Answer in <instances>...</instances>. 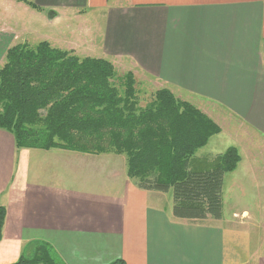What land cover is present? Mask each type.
I'll return each instance as SVG.
<instances>
[{
    "label": "crops",
    "instance_id": "1",
    "mask_svg": "<svg viewBox=\"0 0 264 264\" xmlns=\"http://www.w3.org/2000/svg\"><path fill=\"white\" fill-rule=\"evenodd\" d=\"M27 1L35 9L19 4V34L58 46L76 32L86 54L204 99L209 116L225 111L242 143L233 142L240 161L223 177L221 217L188 221L172 215V192L137 187L124 155L17 148L0 130V264L36 242L64 264H264V0Z\"/></svg>",
    "mask_w": 264,
    "mask_h": 264
},
{
    "label": "trees",
    "instance_id": "2",
    "mask_svg": "<svg viewBox=\"0 0 264 264\" xmlns=\"http://www.w3.org/2000/svg\"><path fill=\"white\" fill-rule=\"evenodd\" d=\"M134 79L131 72L119 77L102 58H79L47 42L17 44L0 67V130L17 148L124 154L137 187L172 191L174 217L219 219L223 177L236 168L237 150L191 169V157L220 128L166 88L141 107ZM5 216L0 205V239ZM12 264L64 263L51 245L36 242Z\"/></svg>",
    "mask_w": 264,
    "mask_h": 264
},
{
    "label": "rangeland",
    "instance_id": "3",
    "mask_svg": "<svg viewBox=\"0 0 264 264\" xmlns=\"http://www.w3.org/2000/svg\"><path fill=\"white\" fill-rule=\"evenodd\" d=\"M19 4H23L25 7L30 6V7L35 9V7L31 6L33 4H31L27 0H0V31H1L0 40H2V42H6V38H8V39L13 38L14 41L12 42L10 48L17 45V44H27L30 47H35L37 44H39L41 42H47V43H49V45L51 47L67 51L71 55L77 56L79 58H84V57L102 58V59H105L107 61H110L119 77L123 76L127 72H131L133 74V76L135 78L134 79L135 83L137 84L136 85L137 92H138L137 93V101L141 107L145 106L147 103H149L150 101L153 100L154 93L157 90L163 89L162 87H159L158 83L153 81L152 78H150L149 76L144 74L142 71H141V73L137 72L138 75L135 72L133 73V71H131L129 65L125 61L123 63L120 60L111 61L110 59H107V58L92 56L91 52L89 54H86V52L88 51V46H84V45L81 46L80 43L77 42L78 40H76V41L71 40L74 37H77L76 32L67 33V35L70 37L69 40H67L66 42L63 41V42L59 43L58 46L53 45L49 41H47L46 39L41 38L40 36L37 35V33L32 35V34H29V32L27 31V32H23V34H19V21H18V27H17V19L19 17L18 18L16 17V15L19 14L18 13L19 12ZM82 20H87L88 21L87 25L90 24L91 27L93 26V24L95 26L98 25V21L96 19H91V18L85 17ZM51 26H52L51 24H48V26L45 28V30L46 31H52L53 28ZM20 27H21V25H20ZM65 29L66 28L64 27V23H63L61 26L57 27L53 32L58 33V32H61ZM22 31H23V27H22ZM56 35H55V37H56ZM15 36H17L16 39H15ZM84 41H86V40H84ZM68 46H72L74 48L70 49V48H68ZM6 47L7 46L5 44H2V47H0V67L5 62V55H6L5 48ZM62 47H64V48H62ZM78 47H81V49ZM139 75L141 77L147 79V80L146 81L144 79H143V81L140 80L138 78ZM169 91L174 95V97L181 99L183 101H186L192 105H195L204 114H206V113L202 109L205 107L208 110L209 109L208 107H211V105H210L211 103L206 102L204 99L189 98V97H184V96L177 97L175 93H173L171 90H169ZM199 103L205 104V105H202V109H200L201 106L198 107ZM211 111H209V112H211V114H212L211 116L213 118L211 116H209L208 114H206V115L216 123V125L220 128V131L217 134L212 135L208 139L207 144L205 146L196 150L195 154L191 157V159L189 161L191 169H198V168L199 169H201V168L206 169L208 167L207 162L214 161L217 156H219L220 154H223L228 148H234L235 150H237L238 154L240 155L238 148L233 144V142H236V140L241 141L239 136H240V133L243 131H242V128L240 127V124L239 123L236 124L231 118H229L225 111H223L224 112L223 113L222 111L217 112L215 110V113H213L214 109H212V108H211ZM246 136L248 137V135H246ZM241 143H242V141H241ZM245 145L246 144H243V146H245ZM245 148L250 149V147H246V146H245ZM100 154H114V153L105 152V153H100ZM116 155H124V154H116ZM262 165H264V164H262ZM239 171H241L240 167L237 170V172H239ZM229 175H231V174H227V176H226V177H228V179H230ZM237 175H240V174L237 173ZM235 177H237V176H235ZM171 192L172 191L169 190V191L164 192V193H168L170 195ZM257 232L259 233V231H257ZM263 234H264V231H263Z\"/></svg>",
    "mask_w": 264,
    "mask_h": 264
}]
</instances>
